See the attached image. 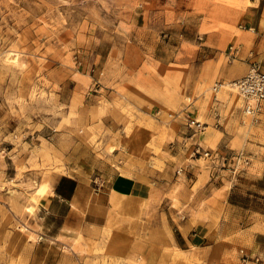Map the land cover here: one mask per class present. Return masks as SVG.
I'll list each match as a JSON object with an SVG mask.
<instances>
[{"label": "rangeland", "instance_id": "1", "mask_svg": "<svg viewBox=\"0 0 264 264\" xmlns=\"http://www.w3.org/2000/svg\"><path fill=\"white\" fill-rule=\"evenodd\" d=\"M263 7L264 0H0V264H139L140 257L117 249L120 223L104 226L99 238L60 233V221L46 211L53 182L95 157L117 173L167 169L174 183L197 179L195 192L206 161L179 137L183 111L192 116L182 105L240 100L228 83L216 93L217 81L192 91L182 64L216 51L233 59L228 47L240 44L218 34L213 48L201 44L205 34L254 28ZM237 124L251 137L252 145L239 149L250 163L227 200L259 210L264 109L257 122L240 116ZM174 256L197 260L177 250Z\"/></svg>", "mask_w": 264, "mask_h": 264}, {"label": "crops", "instance_id": "2", "mask_svg": "<svg viewBox=\"0 0 264 264\" xmlns=\"http://www.w3.org/2000/svg\"><path fill=\"white\" fill-rule=\"evenodd\" d=\"M258 8L256 5L252 9L258 12ZM253 26L254 33L220 30L205 34L201 44L217 48L216 35H225L229 42L240 44L239 55L229 59L223 52L216 51L214 56L190 67L188 63L182 64L188 66L185 70L190 80L186 81L192 91L199 92L201 85L215 81L229 83L241 78L251 58L264 65V7ZM182 106L194 118L201 116L202 122L207 123L206 129L210 128L201 136L204 148L237 151L252 145L247 140L251 137L241 132L237 124L240 106L230 102L201 103L194 99L191 104ZM178 122L182 128L179 137L189 145L192 131L185 121ZM215 123L223 128L215 129L212 127ZM163 151L172 155L167 148ZM185 157L179 158L181 162L187 160ZM205 168L197 169L202 170L197 175L203 178L192 192L197 179L190 183L177 178L174 183L167 169L162 173L154 170L144 173L139 169L117 173L107 160L86 158L55 179L47 197L46 211L60 221V233L65 231L74 237L78 233L98 237L104 226L120 223L121 230L118 229L115 237L117 249L131 251L135 259L140 257L139 264H240V249L260 256L259 264H264V206L250 210L230 203L227 197L235 186V179L227 169H221L218 177H212L215 171ZM176 184L179 195L172 193ZM258 192L264 197V187H259ZM174 201L179 203L178 208L172 207ZM196 202L199 205H194ZM162 203L167 209L164 206L161 212ZM172 213H175L173 226L168 219ZM175 250L185 256L193 254L199 263L175 257Z\"/></svg>", "mask_w": 264, "mask_h": 264}, {"label": "built area", "instance_id": "3", "mask_svg": "<svg viewBox=\"0 0 264 264\" xmlns=\"http://www.w3.org/2000/svg\"><path fill=\"white\" fill-rule=\"evenodd\" d=\"M244 29H246L244 27ZM248 31L254 33L253 27L247 28ZM239 55V46L230 45L228 47V56L236 58ZM225 83L219 81L212 86L214 93L218 92ZM231 89H234L240 100L241 116L243 119H249L252 122L259 120V114L264 109V65L263 63L250 59L246 73L239 79L228 83ZM186 126L192 131L190 134V155H198L206 161V166L214 173H219L221 169H227L233 178L240 172L245 170L249 163V157L243 150H227L222 148H204L201 142V136L204 134L207 123L200 122L190 115L189 112L183 111ZM218 123L213 124L217 127ZM183 168H177L178 174L182 173ZM239 263L259 264L261 258L258 255L247 253L244 249H240Z\"/></svg>", "mask_w": 264, "mask_h": 264}]
</instances>
